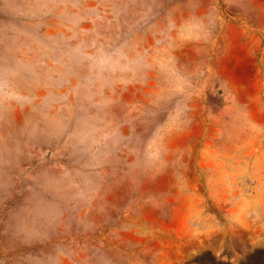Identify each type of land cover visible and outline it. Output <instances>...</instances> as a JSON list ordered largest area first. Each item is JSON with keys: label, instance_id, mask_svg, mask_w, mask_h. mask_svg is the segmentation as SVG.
Wrapping results in <instances>:
<instances>
[{"label": "clouds", "instance_id": "9594fccd", "mask_svg": "<svg viewBox=\"0 0 264 264\" xmlns=\"http://www.w3.org/2000/svg\"><path fill=\"white\" fill-rule=\"evenodd\" d=\"M223 25L220 0H0V264H145L128 234L147 231L127 218L159 205L147 188L162 174L188 192L171 143L216 79ZM223 88L212 126L264 138ZM208 211L191 230H226Z\"/></svg>", "mask_w": 264, "mask_h": 264}, {"label": "rangeland", "instance_id": "374dc122", "mask_svg": "<svg viewBox=\"0 0 264 264\" xmlns=\"http://www.w3.org/2000/svg\"><path fill=\"white\" fill-rule=\"evenodd\" d=\"M220 4L224 25L206 60L216 79L206 82L205 95L195 105V122L171 143L185 165L180 171L185 176L192 172L188 192L181 193L171 174H162L147 188L159 194V205H146L139 215L127 218L147 231L143 239L128 234L138 241L145 264H200L206 253L216 261L241 264L255 250H264V138L238 136L210 122L223 106L227 82L253 118L264 123V0H246L244 10L235 12L227 0ZM135 95V89L128 93ZM112 199L121 204L128 197L121 191ZM209 201L232 220L224 231L209 223L207 229L193 232L192 227L211 217ZM122 214L123 208L118 209L115 218ZM241 232L246 239H240Z\"/></svg>", "mask_w": 264, "mask_h": 264}, {"label": "trees", "instance_id": "16d2710c", "mask_svg": "<svg viewBox=\"0 0 264 264\" xmlns=\"http://www.w3.org/2000/svg\"><path fill=\"white\" fill-rule=\"evenodd\" d=\"M200 264H228L214 260V258L206 253L199 259ZM242 264H264V250H255L248 258L247 262Z\"/></svg>", "mask_w": 264, "mask_h": 264}]
</instances>
